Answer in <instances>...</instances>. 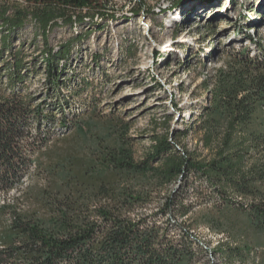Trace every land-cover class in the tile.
Instances as JSON below:
<instances>
[{
  "label": "trees",
  "instance_id": "trees-1",
  "mask_svg": "<svg viewBox=\"0 0 264 264\" xmlns=\"http://www.w3.org/2000/svg\"><path fill=\"white\" fill-rule=\"evenodd\" d=\"M106 3L0 1V264H197L200 254L212 251L192 226L176 220L205 197L215 201L217 214L237 218L247 241L219 247L226 264H264V46L250 35L256 53L243 48L232 55L199 117L182 132L152 135L140 160L123 135L128 127L113 120H101L89 146L40 158L55 134L48 128L56 121L46 110L48 91L60 89L62 68L81 34L44 52L49 90L36 106L28 89L34 67L25 61L23 45L15 47L13 34L31 20L45 42L59 22L73 26L86 17H108ZM143 6L139 1L133 13ZM60 126L75 128L70 139L82 136L81 126L64 120ZM189 131L198 137L200 154L179 144ZM191 175L206 185L192 189L197 202L188 190ZM34 176L42 184L23 187ZM11 194L18 196L6 200Z\"/></svg>",
  "mask_w": 264,
  "mask_h": 264
},
{
  "label": "rangeland",
  "instance_id": "rangeland-1",
  "mask_svg": "<svg viewBox=\"0 0 264 264\" xmlns=\"http://www.w3.org/2000/svg\"><path fill=\"white\" fill-rule=\"evenodd\" d=\"M139 1L149 10L148 17H143L140 9L133 13ZM177 2L107 0L108 17H86L73 26L59 22L45 42L31 20L14 32L15 47L23 45L25 61L34 67L28 84L33 104H41L50 93L46 110L56 116V121L48 126L55 134L41 155L42 160L69 146H89L92 137L99 135L101 120L128 127L123 135L130 141L135 159L140 160L152 135L182 132L199 117L208 105L218 71L226 67L232 55L243 48L256 53L248 35L264 46V0ZM77 33L81 34L80 43L72 45L68 64L62 68L60 89L50 91L44 52L50 48L56 52ZM60 120L68 127L81 126L82 136L70 139L75 128H61ZM179 142L189 152H202L197 135L191 131ZM31 184L42 182L36 176L29 177L23 187ZM187 185L189 194L192 189L206 187L193 175ZM176 187L172 183L169 189ZM196 195L191 194L193 202L198 200ZM16 196L11 194L6 200ZM163 201V197L156 199L147 212H154ZM198 203L200 206L188 217H179L176 222L192 226L191 233L212 251L200 254L197 264H226L219 247L242 246L245 242L238 220L231 214H217L212 209L215 201L206 197Z\"/></svg>",
  "mask_w": 264,
  "mask_h": 264
},
{
  "label": "built area",
  "instance_id": "built-area-1",
  "mask_svg": "<svg viewBox=\"0 0 264 264\" xmlns=\"http://www.w3.org/2000/svg\"><path fill=\"white\" fill-rule=\"evenodd\" d=\"M135 1H138V0H135ZM139 3V2H138ZM143 11H144V9H143Z\"/></svg>",
  "mask_w": 264,
  "mask_h": 264
}]
</instances>
